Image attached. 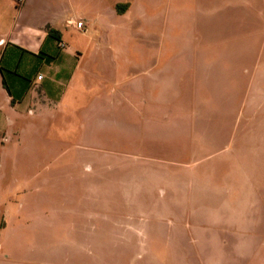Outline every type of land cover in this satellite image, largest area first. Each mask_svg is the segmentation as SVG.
I'll return each mask as SVG.
<instances>
[{"label":"rangeland","instance_id":"1","mask_svg":"<svg viewBox=\"0 0 264 264\" xmlns=\"http://www.w3.org/2000/svg\"><path fill=\"white\" fill-rule=\"evenodd\" d=\"M0 1L14 16V0ZM31 1L36 9L50 3ZM70 1L55 0V11L64 13ZM72 1L75 22L95 9L99 21L115 26L94 37L104 56L87 77L89 99L99 94V104L109 106L79 131L69 121L26 133L20 145L0 138V264H206L190 255L194 238L202 250L210 246L208 231L195 232L190 216L210 225L263 226L264 5ZM120 1L132 10L107 18ZM235 13L259 18L260 27L247 31L230 19ZM188 61L192 74L197 70L194 98L181 97L190 75L173 68ZM254 62L255 83L245 75ZM236 69L244 73L238 79ZM212 241L210 262L223 264ZM258 248L245 255L264 264V243Z\"/></svg>","mask_w":264,"mask_h":264},{"label":"crops","instance_id":"2","mask_svg":"<svg viewBox=\"0 0 264 264\" xmlns=\"http://www.w3.org/2000/svg\"><path fill=\"white\" fill-rule=\"evenodd\" d=\"M49 1L51 4L48 3L44 8L36 9L31 0H14L17 8L14 16L13 8L6 2L0 1V21H7L5 28L0 27V138L4 140L2 143H7L15 138L17 144L20 145L26 133H31L37 129L46 131L61 122H64L61 126H66L65 124L71 121L72 126H75L74 129L79 131L80 128H84L88 121H91L96 111H101V107H105L106 102L104 100L99 104L101 95L94 93L92 94L93 99H89L91 92L87 93L90 87L87 77L96 75L93 70L100 67V61L104 56L100 42L94 37L100 36L102 32L108 36L110 30H106L107 27L114 28L115 26L99 21V13L92 9L89 14L80 13L78 15L80 18L78 21L84 23L83 29H78L74 24L75 20L68 16L74 8V1L69 2L68 9L66 8L67 11L65 10L64 13L55 11L56 8L53 5L55 0ZM117 4H127L128 7H124L123 13H118ZM262 5H264V0H260L257 9L259 10ZM132 8L133 5L130 2H115L109 6L107 18L123 17ZM229 10L234 12L236 9L229 7ZM236 11L239 12L240 10ZM245 12L251 13L249 10ZM235 14L230 19L241 20L246 25L247 31L254 33L255 28L260 27L259 18L243 13ZM220 15L224 16L222 9ZM9 20L10 22H8ZM226 25L228 27V22ZM100 26L103 31H101ZM64 30L71 32L72 36L69 39L65 40ZM77 35L80 36L77 37ZM61 43H64L65 46L62 47ZM246 55L250 56V53H246ZM254 63L247 66L248 70L245 75H247L246 77L251 76L255 83L258 66ZM187 64L173 65V68H181L185 75L187 73L190 75L188 89L185 88L181 92V97L186 98L187 94L194 98L197 92V70L193 71L192 74L190 68L193 66L191 63L189 64V61ZM89 69H92V72ZM236 71L237 79L241 77V74L244 75L243 71L239 69ZM171 73L172 70L166 74ZM40 76L42 78H39ZM129 95L131 96V93ZM87 98L89 101L85 109L83 102ZM95 99L97 104L94 102ZM244 101L243 95L239 103L242 120L245 113H243L244 109L242 108ZM106 104L109 106L108 103ZM258 104L260 111H262L264 102L263 104L258 102ZM111 107L116 108L114 101L110 104ZM83 109L86 110V113ZM136 112H139L137 107L135 108ZM235 116L238 117L239 115ZM106 121L103 120V122ZM239 121L238 119L237 129L241 125ZM102 155L103 157L107 156V154ZM181 220L180 217L178 225L184 229L185 225L180 223ZM187 221L195 232L203 229L208 231L207 241L210 246L206 250H202L196 238L191 240L190 255L193 258L203 259L206 260V264H211L209 258L213 255L211 249L216 244L212 240H215L223 255V264H257L254 255L245 254L250 253L246 252L247 250L259 249V245L264 243V238L261 237L264 233L263 217L259 223L263 226L247 228L244 226L243 228L233 227L228 223L214 225L206 222L200 223L191 216ZM230 261L233 263H229Z\"/></svg>","mask_w":264,"mask_h":264},{"label":"built area","instance_id":"3","mask_svg":"<svg viewBox=\"0 0 264 264\" xmlns=\"http://www.w3.org/2000/svg\"><path fill=\"white\" fill-rule=\"evenodd\" d=\"M74 24H76V26H77L78 29H83L84 23L82 21L74 22ZM61 44H62V47L65 46L64 43H61ZM39 78H42V76H40Z\"/></svg>","mask_w":264,"mask_h":264},{"label":"trees","instance_id":"4","mask_svg":"<svg viewBox=\"0 0 264 264\" xmlns=\"http://www.w3.org/2000/svg\"><path fill=\"white\" fill-rule=\"evenodd\" d=\"M124 7H128V5L127 4H117L118 13H123L125 11Z\"/></svg>","mask_w":264,"mask_h":264}]
</instances>
